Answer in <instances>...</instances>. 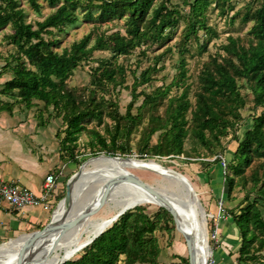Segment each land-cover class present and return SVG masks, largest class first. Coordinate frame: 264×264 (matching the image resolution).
<instances>
[{"label": "trees", "instance_id": "trees-1", "mask_svg": "<svg viewBox=\"0 0 264 264\" xmlns=\"http://www.w3.org/2000/svg\"><path fill=\"white\" fill-rule=\"evenodd\" d=\"M235 1L240 0H183L189 7V11L184 12L174 7L171 0H46L55 10L33 24L26 20L19 0H0V31L11 26L13 33L6 40L16 47L15 53L6 58L4 67L11 78L0 87V95L12 102H0V113L12 114L16 106L28 111L41 107L37 113L41 120L39 126L47 128L53 118L62 119L66 129L60 141L61 152L66 147L69 150L68 146L77 144L88 129L87 121L94 119L102 123L106 105L105 98L98 94L102 86L117 84V77L125 73L122 66L104 58L99 60L90 88L72 89L69 79L94 52L110 51L114 57H120L145 46L160 44L174 32L181 19L188 22L184 39L187 42L192 37L198 39L200 31H211L207 26L208 11L213 6L222 13L233 11ZM255 2L258 5L253 9ZM28 3L35 12L41 13L39 0H28ZM83 4L100 10L97 20L102 23L125 19V33L97 35L93 44V35L89 34L69 48L57 51L60 41L54 37L55 32L64 33L68 27L78 24L81 21L78 12ZM244 17L245 22L254 23L247 44L239 37H230L228 44L222 47L225 55L211 57L203 65L195 103L190 101L187 91L170 98L166 117L155 118L156 125L149 134L162 131L159 143L153 147L155 156L185 155L188 139L206 150L222 149L223 140L240 128L242 110L247 106L239 82L245 81L250 86L255 108H263V111L253 117L243 139L233 137L237 147L225 170L230 199L256 161L263 169L259 189V179L256 175L252 177L254 189H257L255 197L247 194L236 211L228 212L241 232L238 261L250 264L257 262L256 254L264 249V0L250 1ZM86 18L94 20L92 12ZM204 46L207 47V42ZM184 63L182 60L181 66ZM149 72L143 71L141 84L151 81ZM185 74L184 70L180 73L182 77ZM172 86L173 83L167 89H158L155 95L141 93L142 106L157 107L163 97H168ZM136 92L134 88V99L138 98ZM132 107L133 102L129 109ZM45 113L47 119H44ZM95 137L100 151L115 156L120 150L117 146L119 136H114L110 143L97 132ZM91 146L95 147V143L91 142ZM141 160L146 161L143 156ZM170 223H174V219L164 208L150 213L147 205L136 207L84 248L79 258L64 264H159L162 247L156 234L161 230L172 232ZM179 259L180 263L175 264H189L188 257Z\"/></svg>", "mask_w": 264, "mask_h": 264}, {"label": "rangeland", "instance_id": "rangeland-1", "mask_svg": "<svg viewBox=\"0 0 264 264\" xmlns=\"http://www.w3.org/2000/svg\"><path fill=\"white\" fill-rule=\"evenodd\" d=\"M22 8L26 13V20L29 23H35L37 21L44 20L55 9L49 7L46 0H39L42 5L41 13L35 12L28 3V0H19ZM193 1V0H189ZM252 0H240L235 1V9L233 11L220 12L219 9L214 6L207 13V26L211 29L210 32L200 31L198 39L192 37L188 42L184 39L187 30L188 22L186 19H181L174 32L169 33L163 42L153 46H145L139 48L127 56L114 57V54L110 51H96L93 57L84 62L74 72L73 76L69 79V86L78 89L90 88L93 73L98 67L99 60L107 58L112 59L117 66L124 68V75L117 77V84L108 83L99 91V97L105 98V115L102 119V123L97 120H89L86 122L87 130L83 132L75 145L64 148L60 154V163L55 169L54 173L57 177V192L53 196H56V201L53 204V210L51 212V218L54 215V211L59 206L60 202L65 198L67 184L69 180L79 172L80 168L85 162L91 160L100 155H110L107 152L100 151V147L96 144L95 133H99L105 138L108 143L114 136H119L117 146L118 150L114 157L119 158H133L141 160V156L145 157L146 161L155 160L157 165L165 167L168 171H175L184 175L192 184L194 191L198 195L203 207L206 211L208 227V239L210 246L209 262L216 260L218 262L219 251H216L219 245V234L217 233V240H212V234L215 228L214 214L211 212L208 205L205 204V196L202 192V188L207 184H212L216 174L213 172L215 165L219 166V177L221 178L222 187L228 189L226 182V172L222 167V163L202 161L201 159L213 160L215 157L224 156L229 163L232 160L234 150L237 144L233 141V137L243 139L246 131L251 127L253 117L262 113L263 108H255L253 103V95L250 86L245 81H240L242 94L246 98L247 106L242 110V123L236 134L232 133L227 139L223 140V148H215L213 150H206L201 148L191 139H188L185 144L186 154L178 157H160L155 156L153 147L156 146L162 134V131H158L155 134H149L151 129L156 125L154 120L157 117H166V108L170 98L179 97L184 91H187L188 98L194 104L195 93L199 91V75L203 69V65L209 61L211 57L218 55H225L222 50L224 45L228 44L230 37L241 38L244 44H247L249 34L254 23L252 21L245 22L244 15L248 10V4ZM172 5L181 9L184 12L189 11L183 0H171ZM258 2L253 3V9L256 8ZM92 12L94 20H88L87 14ZM79 15L81 21L75 26L67 28L66 32H55V38L60 41V44L56 47L57 51H62L65 48H69L73 43L78 42L84 36L92 34L93 39L91 44L94 43L97 35H111L116 32L125 33V19L113 20L110 22L102 23L97 20V16L100 10L94 6H83L79 9ZM13 33L11 26H8L4 30L0 31V84L5 83L11 78V75L4 70L6 64V58L15 53L16 47L11 45L6 37ZM51 38V37H47ZM207 47L205 48V43ZM184 60L183 66L181 62ZM150 70L149 75L151 81L147 84H141L140 81L143 71ZM185 71L184 77L180 75L181 71ZM179 84H176L178 83ZM173 86L170 89L168 97H163L161 102H158L157 107L150 105L142 106L144 97L141 93H147L149 95H155L158 89H167L171 84ZM136 88V95L138 98L134 99L133 89ZM87 92V90H85ZM89 95V94H88ZM5 101H11L5 98ZM133 102V107L129 109L130 103ZM40 108H34L30 111L24 109V107L16 106L14 114H12L13 121L17 119L18 124L14 123L13 130L17 131L20 128L24 133V129L21 125H28V120H31L35 126L40 127V119L37 118V113ZM48 114L45 113L44 119H47ZM57 127L56 139L60 141L65 137L66 126L63 124L62 119L53 118ZM42 128V127H41ZM36 130V129H35ZM38 130V129H37ZM42 130V129H41ZM36 132V131H35ZM38 134V133H37ZM91 142L95 143V147L91 146ZM61 147V146H60ZM74 154V158L72 157ZM260 163H256L247 170L245 176H243L242 186L237 187L231 194L233 197L226 200H220L218 202V210L220 202L223 203L225 211H236V207L244 199L247 194H250L252 198L255 197L257 189L262 185L263 169L260 167ZM120 168V167H119ZM213 168V169H212ZM129 173H133L144 182L158 187L160 189H166L169 192H179L175 187L174 182H169L166 179H162L160 176L152 171L124 167L120 168ZM212 169V170H211ZM230 173V172H228ZM215 174V175H214ZM256 175L259 179V186L254 189V183L252 177ZM240 181V180H239ZM177 185V184H176ZM91 186V187H90ZM92 185H88L85 188V192H76V200L79 201L90 195ZM122 194L120 193V196ZM116 199H110L109 202L103 207L97 214L88 218L77 228L70 231L64 238L80 239L81 242L90 237L96 224L101 222H107L112 218L114 214L113 208L116 203ZM243 204V203H242ZM86 207L87 203L82 204ZM216 206V205H215ZM162 207L154 204H147V211L150 213H157ZM115 215V214H114ZM75 216V215H74ZM77 217L79 215H76ZM49 221V222H50ZM48 225V224H47ZM46 225V226H47ZM164 225V223L162 224ZM169 227L172 232L166 230L159 231L156 235L159 239L162 247V253L159 259V264H175L180 263L179 258H189V254L186 247L184 237L176 229L175 222L170 223ZM40 229H28L21 234L12 236L8 239L0 241V245L7 241L16 239L20 235L30 234ZM83 251V250H82ZM75 255L71 260L79 258L81 252ZM257 262L250 264H259L264 262V249L256 254ZM68 260V261H71Z\"/></svg>", "mask_w": 264, "mask_h": 264}, {"label": "crops", "instance_id": "crops-1", "mask_svg": "<svg viewBox=\"0 0 264 264\" xmlns=\"http://www.w3.org/2000/svg\"><path fill=\"white\" fill-rule=\"evenodd\" d=\"M5 98L7 97L0 95V102H8ZM12 114L0 113V179L19 183L40 197L44 193L46 177L55 175L54 171L60 163L61 147L56 139V124L51 121L47 128H41L33 123L31 125V120H28V125H21L24 133L21 128L14 131V123L18 124V121H13ZM219 166L212 168L216 174L212 184L202 188L205 204L214 214L220 239V246L216 248L219 251L218 262L215 261L216 264H242L238 261L242 244L241 232L228 211L224 209L220 213L217 206L220 200L228 199V189L222 187L220 181ZM56 192L57 190L54 191L55 194ZM53 195L47 204L23 210H13L6 203L0 206V241L31 228H44L50 221L53 204L57 200Z\"/></svg>", "mask_w": 264, "mask_h": 264}, {"label": "bare ground", "instance_id": "bare-ground-1", "mask_svg": "<svg viewBox=\"0 0 264 264\" xmlns=\"http://www.w3.org/2000/svg\"><path fill=\"white\" fill-rule=\"evenodd\" d=\"M119 167L146 169L154 172L161 178L162 176L160 173H166L161 166L157 165L155 160L140 161L139 159L133 158L110 159L105 156L95 159L92 158L82 169V174L74 186L75 193L80 191L84 193L85 188H87L88 185H92V187H96V190L91 197H94V203L98 204L104 193L106 181L119 176L121 178L128 175H134L133 173H129L123 169H120ZM162 179L172 182L171 179L168 178ZM176 184L177 183L175 182V187L179 189L180 187ZM180 189L181 191L179 193L169 192L164 188H158V192L171 203L174 209L177 210L179 226L181 229L193 237V247L195 249L197 264H208L210 258V244L208 239V227H205L207 222H204L203 213L196 208L195 202H192L190 197L187 196L182 188ZM120 193L122 194L121 196ZM110 199H116V201H118L115 205H113V212L115 215L113 214L112 218L105 223L101 222L96 224L88 239L81 242L79 238H68V240L63 238L58 244L54 246L56 233H52L47 236H36L35 239L23 234L16 239L7 241L0 245V264H19L21 261L23 263L44 261L46 264H57L71 260L75 255L83 250H79L81 246L98 235L104 229V227L110 223L111 220H113L120 212L124 211L125 209L132 206L139 207L147 204H154L156 206L162 207V202L151 195L148 191L126 181L120 182L112 189L109 200ZM81 200L79 201L81 202ZM90 203L91 202H88L86 207ZM86 207L82 206L80 210L71 212L70 216L65 218L66 207L62 203L56 209L53 219L55 222H57L63 218L66 220L76 218V215H80ZM181 235L184 237L186 242L185 235L182 233ZM187 251L189 254L188 247Z\"/></svg>", "mask_w": 264, "mask_h": 264}, {"label": "water", "instance_id": "water-1", "mask_svg": "<svg viewBox=\"0 0 264 264\" xmlns=\"http://www.w3.org/2000/svg\"><path fill=\"white\" fill-rule=\"evenodd\" d=\"M105 156L107 158L110 159H120L119 157H114L112 155H100L97 156L95 158H99ZM93 158V159H95ZM123 159V158H122ZM128 159V158H127ZM89 161V160H88ZM87 161V162H88ZM143 161V160H140ZM87 162H85L83 164V166L80 168L79 172L76 173L68 182L67 184V189H66V195L65 198L60 202V204H64L66 207V214H65V218H68V216H70L71 212H75L78 211L82 208V204L83 203H88L91 202L84 211L81 212V214L73 219H61L60 221L55 222L53 217L55 215V211H54V215L52 216L51 221L48 223L47 226H45L42 230L40 231H36L30 234H25L29 237H31L32 239H35L36 236H47L49 234H55L56 233V240L54 241V246L56 244H58L60 242V240H62L70 231H72L73 229L77 228L78 226H80L82 223H84L88 218L94 216L95 214H97L103 207L106 206V204L108 203L110 194L112 189L119 184L120 182L126 181L129 183H132L134 185H137L143 189H145L146 191H148L151 195H153L154 197H156L157 199H159L162 202V208L166 209L173 217L175 225H176V229L178 232L182 233L185 235L186 237V244L189 250V264H197L196 261V254H195V249L193 247V237L191 235H188L185 231H183L181 229V227L179 226V220H178V212L176 209H174V207H172L171 203L165 199L163 196H161V194L158 192V188L144 182L142 179H140L137 176L134 175H128V176H124V177H115L112 179H109L108 181H106L105 183V188H104V193L101 197V200L98 204H95V200L94 197L92 198L91 196L95 193L96 187L92 189L90 195H88L87 197H85L84 199L80 201L76 200V193L74 191V186L76 185V183L78 182L81 174H82V169L83 167L87 164ZM161 166V165H159ZM162 167V166H161ZM164 169V171L166 173H160V175L162 176V178H168L171 179L172 182H176L178 186H180L182 188V190L187 194L188 197H190V199L192 200V202L194 201L196 204V208L198 210H200V212L203 213V217H204V222H207V216L206 215V211L203 207V204L201 203L200 199L198 198L196 192L194 191V188L191 184V182L184 176L181 175L175 171H168L167 169H165V167H162ZM59 204V205H60ZM59 207V206H58ZM57 207V208H58ZM136 208L135 206L129 207L127 209H125L124 211L120 212L113 220L110 221V223L104 227V229L95 237H93L92 239H90V241H88L86 244H84L83 246H81V248H79V250L86 248L87 246H89L90 244H92L98 237H100L109 227L112 226V224L114 222H116L122 215H124L127 211ZM67 261L61 262V263H57V264H64ZM19 264H46L44 261H36V262H20Z\"/></svg>", "mask_w": 264, "mask_h": 264}, {"label": "built area", "instance_id": "built-area-1", "mask_svg": "<svg viewBox=\"0 0 264 264\" xmlns=\"http://www.w3.org/2000/svg\"><path fill=\"white\" fill-rule=\"evenodd\" d=\"M202 161H216L222 163L224 170L227 168V160L224 156L215 157L213 160L201 159ZM57 187V179L55 175L50 174L46 177L44 183V193L42 196L35 195L31 190L23 187L19 183L9 182L0 179V206L8 204L13 210H23L27 207H36L47 204ZM223 203L220 202L219 212L223 213ZM217 229L214 228L212 240H217ZM208 264H216V261L208 262Z\"/></svg>", "mask_w": 264, "mask_h": 264}]
</instances>
